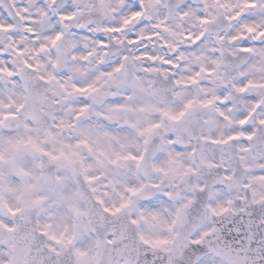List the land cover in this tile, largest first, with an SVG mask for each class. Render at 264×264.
<instances>
[{
  "label": "snow or ice",
  "instance_id": "snow-or-ice-1",
  "mask_svg": "<svg viewBox=\"0 0 264 264\" xmlns=\"http://www.w3.org/2000/svg\"><path fill=\"white\" fill-rule=\"evenodd\" d=\"M0 264H264V0H0Z\"/></svg>",
  "mask_w": 264,
  "mask_h": 264
}]
</instances>
